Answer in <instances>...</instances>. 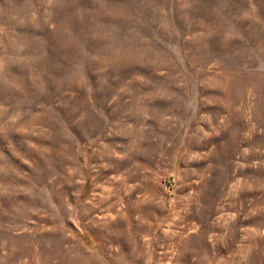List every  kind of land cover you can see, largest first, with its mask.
<instances>
[{
	"label": "rangeland",
	"instance_id": "1",
	"mask_svg": "<svg viewBox=\"0 0 264 264\" xmlns=\"http://www.w3.org/2000/svg\"><path fill=\"white\" fill-rule=\"evenodd\" d=\"M0 264H264V0H0Z\"/></svg>",
	"mask_w": 264,
	"mask_h": 264
},
{
	"label": "bare ground",
	"instance_id": "2",
	"mask_svg": "<svg viewBox=\"0 0 264 264\" xmlns=\"http://www.w3.org/2000/svg\"><path fill=\"white\" fill-rule=\"evenodd\" d=\"M160 97V96H159ZM179 99V98H178ZM157 101V100H156ZM175 101V100H174ZM176 102H178L177 100H176ZM187 104V103H186ZM169 106V105H168ZM148 112V111H147ZM150 112V111H149ZM113 115V114H112ZM182 115V114H181ZM139 116V115H138ZM127 117V116H126ZM172 119V118H171ZM126 120V119H125ZM122 121V120H121ZM108 122V121H107ZM133 122V121H132ZM108 125V124H107ZM184 125V124H183ZM102 126V125H101ZM117 126V125H116ZM189 127V126H188ZM191 128V127H190ZM189 128V129H190ZM154 129H156V128H154ZM188 129V130H189ZM114 131V130H113ZM157 131V130H156ZM191 131V130H190ZM187 133V132H186ZM189 133V132H188ZM181 134V133H180ZM146 135V134H145ZM148 135V134H147ZM155 136V135H154ZM145 137V136H144ZM143 137V138H144ZM176 137V136H175ZM163 138V137H162ZM209 138V137H208ZM210 140V139H209ZM165 141V140H164ZM150 142V141H149ZM145 143V142H144ZM157 144V143H156ZM139 145V144H138ZM192 146V145H191ZM165 153V152H164ZM191 154V153H190ZM166 156V155H165ZM100 157H101V155H100ZM123 159V158H122ZM113 162V161H112ZM111 171V170H110ZM121 171V170H120ZM112 180V179H111ZM109 190V189H108ZM132 190V189H131ZM68 191V190H67ZM111 191V190H110ZM140 201V200H139ZM66 202V201H65ZM141 203V202H140ZM60 205H63V203H60ZM64 206V205H63ZM144 207V206H143ZM149 209V208H148ZM151 209V208H150ZM59 218H61V217H59ZM61 220V219H60Z\"/></svg>",
	"mask_w": 264,
	"mask_h": 264
}]
</instances>
